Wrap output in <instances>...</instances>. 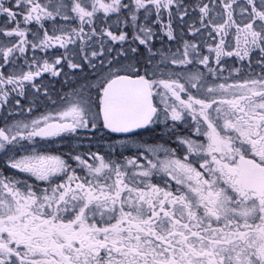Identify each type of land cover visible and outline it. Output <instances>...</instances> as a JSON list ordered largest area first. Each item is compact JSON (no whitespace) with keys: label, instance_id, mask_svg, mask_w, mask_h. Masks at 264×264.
Wrapping results in <instances>:
<instances>
[{"label":"snow or ice","instance_id":"snow-or-ice-1","mask_svg":"<svg viewBox=\"0 0 264 264\" xmlns=\"http://www.w3.org/2000/svg\"><path fill=\"white\" fill-rule=\"evenodd\" d=\"M0 264H264V0H0Z\"/></svg>","mask_w":264,"mask_h":264}]
</instances>
